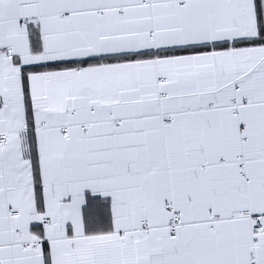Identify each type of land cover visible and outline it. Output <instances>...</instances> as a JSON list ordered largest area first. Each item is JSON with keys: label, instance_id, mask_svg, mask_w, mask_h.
<instances>
[{"label": "snow or ice", "instance_id": "obj_1", "mask_svg": "<svg viewBox=\"0 0 264 264\" xmlns=\"http://www.w3.org/2000/svg\"><path fill=\"white\" fill-rule=\"evenodd\" d=\"M0 264H264V0H0Z\"/></svg>", "mask_w": 264, "mask_h": 264}]
</instances>
